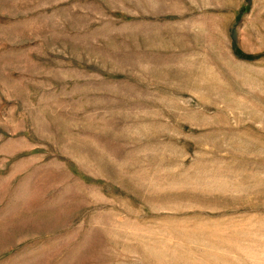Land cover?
Masks as SVG:
<instances>
[{"label":"rangeland","instance_id":"1","mask_svg":"<svg viewBox=\"0 0 264 264\" xmlns=\"http://www.w3.org/2000/svg\"><path fill=\"white\" fill-rule=\"evenodd\" d=\"M0 264H264V0H0Z\"/></svg>","mask_w":264,"mask_h":264}]
</instances>
